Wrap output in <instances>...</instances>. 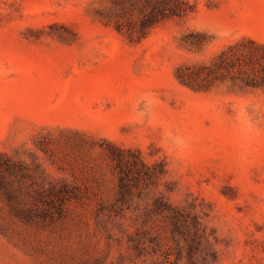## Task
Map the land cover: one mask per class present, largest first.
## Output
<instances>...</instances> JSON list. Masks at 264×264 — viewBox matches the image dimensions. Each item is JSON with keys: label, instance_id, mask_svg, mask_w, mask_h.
<instances>
[{"label": "rangeland", "instance_id": "obj_1", "mask_svg": "<svg viewBox=\"0 0 264 264\" xmlns=\"http://www.w3.org/2000/svg\"><path fill=\"white\" fill-rule=\"evenodd\" d=\"M0 264H264V0H0Z\"/></svg>", "mask_w": 264, "mask_h": 264}, {"label": "trees", "instance_id": "obj_2", "mask_svg": "<svg viewBox=\"0 0 264 264\" xmlns=\"http://www.w3.org/2000/svg\"><path fill=\"white\" fill-rule=\"evenodd\" d=\"M111 153H112L113 155H115L114 157H117L118 159L121 160V156H120V155L115 154L114 151H112Z\"/></svg>", "mask_w": 264, "mask_h": 264}]
</instances>
